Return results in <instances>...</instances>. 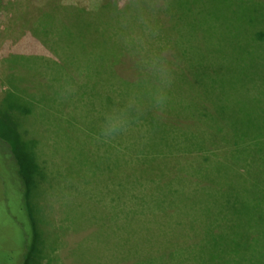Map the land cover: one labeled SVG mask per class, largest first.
<instances>
[{"label": "rangeland", "instance_id": "374dc122", "mask_svg": "<svg viewBox=\"0 0 264 264\" xmlns=\"http://www.w3.org/2000/svg\"><path fill=\"white\" fill-rule=\"evenodd\" d=\"M0 1L3 7L0 11V105L8 93L15 96L20 89L29 94L33 89L36 101H40L43 95L38 89L41 83L47 85V82H41V75L46 73L62 80L63 73L70 71L68 64L67 67L62 66V70L53 66L41 68L35 60L25 65L19 64L15 75L14 66L9 60L12 55L50 54L42 43L30 35L27 28L36 24L40 16L38 12L49 10L53 13L54 20L50 19L44 25L47 24L51 31L56 27L63 30L66 34L62 40L66 46L72 43L71 37L78 36L82 43L83 36L91 39L87 30L91 23L100 28L104 36L121 35L112 45L110 61L95 65V71H106L105 75L88 83L87 90L84 89L86 83H83L86 93L80 97L89 111L88 120L96 136L95 150H90L97 157L99 166L96 178L86 175L83 182V151H75L83 149L69 151L65 157L55 154L53 148L48 147L47 131L42 132L39 126L40 120L51 118L48 101H41L42 110L33 108L34 121L31 124V117L19 116L21 127L30 134L17 151L19 162L12 157L8 160L2 158L3 155L8 157L1 151L5 149V142L13 144L15 133L0 118V138L5 141H0V264H6L11 254L20 256L23 247L18 237L27 244L30 242L29 264L172 262L168 254L175 255L178 251H173L168 242L174 246L191 242L189 238L162 239L158 233L152 232L160 224L153 217L160 212L157 211L158 203L170 198L171 189L175 187L170 181L179 174L183 165H161L160 161L168 162L171 158L186 154H201L197 145L200 138L196 137L197 142L192 136L197 134V127L215 125L214 103L208 100V94H203L192 74L195 71L208 83L212 81L211 71H214L215 64L210 53L215 44L214 38L222 35L221 23L230 22L238 14L233 12L231 4L228 5L230 0H211V5L203 4L202 0L129 1L128 5H133V11L131 7L120 9L114 0H27L21 1L20 5L10 4L15 0ZM234 1H238L235 10L248 17L247 11L262 8L261 1L264 0H246L247 5L243 4L244 0ZM42 4L45 8L40 7ZM76 9L83 12L77 13ZM60 12V16H57ZM13 13L18 22L16 26L10 24ZM123 15L127 22L119 24V29L113 18H122ZM139 16L149 25L145 31L137 30L133 22V17ZM150 19L157 21L152 23ZM242 27L243 30L247 28L245 22ZM176 39L177 48L173 46ZM74 41L76 50H83V44L78 45V41ZM87 44L90 51L92 43L87 41ZM143 57L151 68L147 66L145 72L139 73L137 64ZM111 59L119 63L111 62ZM156 72L161 74L160 80H151L142 99L134 102L116 99L117 93L123 97L127 89L131 93L139 92L131 90V78L152 77L157 75ZM76 78L80 82L83 74ZM144 84L147 89V82ZM106 90L111 93V97L107 95L111 98L110 103L104 97ZM203 97H206L207 104ZM25 98L21 97L26 105L28 98ZM200 102H204V106L200 107ZM92 104L95 108H92ZM194 114L205 121V125ZM60 125L59 122L55 123L56 128ZM74 141L80 142L76 138ZM223 147H226V142ZM63 157L68 165L61 163ZM235 159L251 164V160L244 156L239 158L238 154ZM123 160L136 163L146 161L145 165L140 166L141 169L145 168L143 174L132 175L131 178L112 175ZM47 162H51V165ZM18 172L27 177L30 185L28 201L33 222L29 213H25L27 206ZM18 228L21 229L20 233ZM239 230L232 224L226 227L228 235L239 233ZM93 235H100L102 239L93 240ZM192 243L191 247H187L192 248V252L200 254L205 250L206 254L209 253L206 252V245L198 246L196 241ZM185 259L190 260L191 257Z\"/></svg>", "mask_w": 264, "mask_h": 264}, {"label": "trees", "instance_id": "16d2710c", "mask_svg": "<svg viewBox=\"0 0 264 264\" xmlns=\"http://www.w3.org/2000/svg\"><path fill=\"white\" fill-rule=\"evenodd\" d=\"M15 1V3L11 2L10 4L20 5L21 1L27 0ZM129 1L146 0H114V3L120 9L124 8L126 10L131 7L128 5ZM201 2L205 5L212 4L211 0H202ZM29 3L32 4V1H29ZM237 3L238 1L234 0L228 2V5L231 4L233 12L238 14L233 16L230 22L221 23L223 25L222 35L214 38L215 44L210 53L215 64L214 71H211L212 81L208 83L192 70L195 83L201 87L203 94L206 96L208 94V100L214 103L213 110L217 118L215 125L209 124L206 128L197 127V134L192 133L195 141H197L196 137L200 138L197 145L201 154H186L171 158L168 162L166 160L160 161L161 165L178 163L183 166L179 169V174L170 181L171 184L175 185L171 189L170 198L158 203L157 211L160 212L153 219L160 224L152 232L158 233L162 239L170 240L178 237L185 240L189 238L191 242L177 246L168 242L170 244L168 246L173 248V251H178V253L175 255L168 254L170 260H173L172 262L166 263V261H163L160 264H264V1H261L262 8L257 7L256 10L247 11L248 17L242 16L239 11L235 10V8H238V6H235ZM243 4L247 5V1L244 0ZM1 5L0 1V11L3 9ZM40 7H44V4ZM130 10H134L133 5ZM75 11L77 13L79 11L83 12L81 9ZM15 13H13L10 20V24L14 26L18 24L14 19ZM60 14L61 12L57 16H60ZM38 16L36 24L27 28L30 35L42 43L50 54L12 55L9 60L14 66L15 75L19 64L25 65L29 61L35 60L38 67L41 68L50 64L54 68L59 69L60 67V70H62V66L67 67L68 64L70 71L67 77L74 78L75 72L81 75L83 73L84 83H91L92 80L105 75L106 71L103 73L95 71L97 70L95 65H103L110 61L109 54L113 50L112 45H114L116 38L121 36L119 33L115 37L104 36L100 33V28L91 23L87 26L91 39L83 36L82 43L77 38L78 36L74 37L78 41L76 42L78 45L83 44V50L79 51L76 50V45L73 46V43H75L73 37H71L72 43L66 46V42L62 40L63 35L66 34L63 30L56 27L57 29L51 31L47 24L44 25L50 19L54 20L53 13L49 10H42L38 12ZM113 20L115 24H118L119 29L121 27L119 24L127 22L124 15L122 18L116 16ZM150 21L155 23L157 20L150 19ZM133 22L138 26H136L137 30L143 29L145 31L149 28V25L142 21L140 16L133 17ZM244 22L247 28L243 30ZM129 24L131 25V23ZM70 35L73 34L70 33ZM177 39L173 43L176 48ZM87 41L92 43V45L90 44V51L87 50ZM161 55L163 56V53ZM111 62L119 63L114 60ZM145 63L147 65L142 66ZM147 66L151 68V64L147 63L144 57L141 58V62L139 65L137 64V68L140 69L139 73L145 72ZM156 73L157 75L152 77L131 78L133 79L131 83L135 88H131V90H139V92L131 93L130 89H127L123 97L121 93H117V98H115H124L126 102L142 99L151 85V80L153 78L154 82L160 80L159 76L161 74ZM52 79L56 81L59 77L55 76ZM146 82L147 89H145L146 85L144 84ZM19 93L15 96L8 93V97L0 105L1 120L15 133L12 145L0 138V141L6 144H4L5 149L1 152L8 155V157L3 155L2 158L8 160L12 157L17 162H19L17 151L23 147L24 138L29 139L30 136L29 132L21 127L19 116L22 115L23 118V116L30 115L31 102L27 103V108L21 97L25 96L28 99L32 97L29 93L22 92L21 95ZM107 95L111 97L109 90L104 92V97L110 103L111 98ZM203 98L205 104H207L206 97ZM199 106H204V102H200ZM88 116L89 111L86 123H83V133L78 132L79 129H76L79 124L74 118L71 119V126H67V119H65L63 122L65 125L61 122L59 127H48L46 128L47 132L43 131L46 132L47 143L52 146L55 154L66 157L69 151L83 149L75 150L83 151V182H85L84 177L86 175L95 176L96 178L99 167L97 157L93 152L90 153L91 149V151L95 150L96 136ZM194 117L205 125V121L199 120L196 114H194ZM66 130H69V132ZM75 138L80 142H75ZM224 142H226L225 148L223 147ZM207 151H209V154ZM237 154L239 158L244 156L246 159L251 160V164L239 162L238 159H235ZM65 157L61 159V163L68 165ZM72 161L75 162L74 159ZM145 162H137V164L135 161L123 160L119 163V169L114 170L111 174L130 178L132 175H142L145 168L141 169L140 166ZM43 163L45 164V162ZM47 164L51 165V162H47ZM18 176L24 190L23 197L27 206L25 213H29V218L33 222V212L30 211L31 204L28 201L30 185L23 173L18 172ZM225 204H227L226 207H224ZM228 224L237 226L240 229L239 233L233 232L228 235L226 231ZM151 226L154 227L155 225L151 224ZM20 231L21 229L19 233ZM119 237L121 236L119 235ZM192 238H194V241H191ZM92 239L99 241L102 237L93 235ZM18 241L23 247L21 249L22 253L20 256L11 254L6 264H29L31 258V255L28 254L30 242L27 244V241L26 243L21 241V237H18ZM195 241L198 246L206 245V252L209 251V253L206 254L204 250L202 253L197 254L192 252V248L188 249L187 247H191L192 242ZM15 246L17 248L16 243ZM185 257H191L192 260L185 259ZM152 259H156V257Z\"/></svg>", "mask_w": 264, "mask_h": 264}, {"label": "crops", "instance_id": "0c3cea01", "mask_svg": "<svg viewBox=\"0 0 264 264\" xmlns=\"http://www.w3.org/2000/svg\"><path fill=\"white\" fill-rule=\"evenodd\" d=\"M47 65L49 66L50 64ZM67 75V73H63V79L60 80L59 78L55 81L52 79L55 78V76L47 75L46 73L42 74L40 77L41 82H47V85L41 83V86L38 89V91L43 95V98L40 101H36V98L34 97V90L31 89L30 94L32 95V97L27 99L28 101L26 102L27 108V103L31 102V113L30 115L23 116L24 118L27 116L31 117L30 124L34 121L32 115L33 108L35 107L38 110L44 109L41 105V101L44 100L50 103L48 110L51 114V118L39 121V126L41 127V129H43L42 132L46 131V128L48 127L53 128L55 126V123H63L65 119H67V126H71V119L74 118L75 121H78L79 124L76 129H79L78 132L83 133V123H86L88 110L86 109L85 104L80 101V97L82 96V93H86L85 90H87L88 83L85 84V90L83 91V78L81 79L82 81L80 80V82L77 81L78 78H76L79 77L81 74L75 72L73 76L74 78L69 76L67 77ZM20 91L23 92L22 89H20L19 92ZM92 108H95L93 104ZM57 117H59L60 120H56L58 119ZM52 119L54 120L53 123ZM63 125H65V123H63ZM48 147L52 148V146L49 144Z\"/></svg>", "mask_w": 264, "mask_h": 264}]
</instances>
